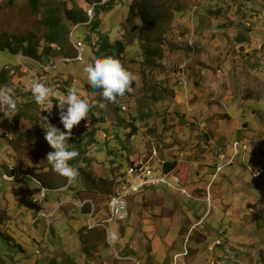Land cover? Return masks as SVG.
I'll list each match as a JSON object with an SVG mask.
<instances>
[{
  "label": "rangeland",
  "instance_id": "374dc122",
  "mask_svg": "<svg viewBox=\"0 0 264 264\" xmlns=\"http://www.w3.org/2000/svg\"><path fill=\"white\" fill-rule=\"evenodd\" d=\"M92 1L54 0V3L61 8L76 5L86 10ZM109 3L106 8H99L98 31L112 43H123V56L117 59L137 76L132 85L134 90L119 97L117 103L104 101L101 90H94L83 72L84 65L99 58L90 45L98 41L97 32L86 34V27L78 25L75 30L68 24L71 30L68 42L45 57L41 52L46 31L40 22L41 8L34 10L29 0H0L1 39L37 42L41 57L39 60L21 57L19 61L22 54L0 50V69L9 70L7 83L0 87L12 88L17 100V111L8 113L10 118L0 109V264H73V261L117 264L125 254L141 264L149 261L173 264L167 249L172 239L165 238L164 230L146 232L155 245H160L157 256L148 255L143 246L134 252L123 250L124 244L129 247L132 242L127 224L131 217L108 224L115 233L124 226L121 241L110 238L106 225L107 233L103 231L99 241H95L93 232H88L87 238L80 242L86 215L78 206L93 200L102 207L108 196L99 193L100 190L112 191V185L106 188L105 184H111L110 180L120 170L125 171L130 160L141 157L150 164L176 157L185 183L193 181L206 188L215 163L220 162L219 147L221 153L236 151L238 156L209 187L211 211L207 212L205 194H192L188 184L192 198L160 186L151 190L175 193L183 202L184 211L179 215L182 218L185 213L189 220L187 230L193 225L186 247L196 253V264L210 261L264 264V188L257 185L259 178L252 177L249 169L264 166V0H110ZM144 8L151 13L150 25L143 24L138 16ZM83 33L90 37V43L84 40ZM76 53L80 54L77 60H68ZM46 66L48 71L42 70ZM181 67L185 85L178 83ZM34 81L57 93L64 92L61 88L75 87L97 104L89 110L88 118L73 126L69 143L76 149L79 141L84 157L77 165L83 173L77 169V175L71 179L53 171L46 160L52 148L44 135H22L19 139V132L14 130L12 118L21 110L22 94L30 91ZM101 102L106 105L104 109L98 107ZM39 106L44 109L37 103L35 109ZM33 110L34 106L27 109V115ZM41 110L37 111L39 116H43ZM55 110L59 116L58 108L51 115ZM93 112L99 115H92ZM30 122L21 119L20 129H28ZM129 122L136 127L132 136ZM54 125L63 130L60 121ZM220 134L224 138L215 145H208V149L202 145L205 141L200 137ZM194 141L197 159L187 149L188 143ZM235 142L241 146L234 148ZM243 145L247 146L246 151ZM41 182L47 185V190ZM41 189L46 192L42 201ZM76 191L80 193L76 195ZM131 199V211L133 208L157 211L159 206L153 204L151 197L142 200L141 194ZM201 218L203 221L198 224ZM197 232L204 235L199 242ZM217 239L220 245L214 244ZM97 244L101 248L95 251ZM177 248H183L181 239ZM108 255H112V263L105 260ZM181 260L174 263L183 264L184 259Z\"/></svg>",
  "mask_w": 264,
  "mask_h": 264
},
{
  "label": "clouds",
  "instance_id": "9594fccd",
  "mask_svg": "<svg viewBox=\"0 0 264 264\" xmlns=\"http://www.w3.org/2000/svg\"><path fill=\"white\" fill-rule=\"evenodd\" d=\"M105 1H107V0H105ZM98 3L101 4L103 2H101V0H93L90 3L89 8H87L85 10L87 13L89 21L92 19L93 7L95 5H97ZM89 11H90V13H89ZM89 15L91 17H89ZM87 21H85V22H87ZM73 29H74V27H73ZM81 50H82V46L79 45L78 53H81ZM78 53H76V56ZM76 56L73 58H68V60L69 59H75ZM75 60H77V59H75ZM78 61H82V60H78ZM83 72L86 74V78H87L88 83L93 88L101 90V95H102L103 100L107 101L108 103H117L119 97H123L126 92H132L134 90L132 85L137 79V76L134 72H132L131 70L126 68L121 63V61L119 59L114 58V57L96 58L94 61L89 62L86 65H84ZM29 90L31 92V95H32L34 101L38 105H46L47 107L45 110H49V112L53 107V98L56 99L58 114H59V120H60L61 124L63 125V130H61L60 128L55 126L52 119H51V117L56 116L55 115L56 110H55V112L51 115L49 122L48 123L45 122L47 126H46V128H44L45 129L44 138L47 141V143L50 145V147L52 148V151H49L46 154V160L51 164L53 171L57 172L61 176H64V177L71 179L72 177L77 175V167L74 164L70 163V161L73 158L78 156V150L75 149L74 147H72V144L68 143V140L73 135V133H72L73 126L78 124L82 118H88V116L90 114L89 110L96 107L97 104L95 101H91L89 98L82 96L77 91V89L75 87H69L65 93H57L56 91L52 90L49 86H47V85H45L39 81H34L31 84ZM105 106L106 105L103 102L99 103V105H98V107L100 109H104ZM121 106H124V105H121ZM121 106H120V110L124 111L123 109H121ZM0 109L4 110V115H5V117H8V118H10L8 116V113H15L17 111V100L15 98L14 91L12 88L0 87ZM41 112H43V111L41 110ZM92 115L98 116L99 113L93 112ZM41 118L43 119L42 116H41ZM43 120L46 121V117H44ZM209 141H211V144L209 143ZM235 143H238V145H236V146L233 145L234 148L241 146L239 142H235ZM206 144L207 145H215L216 142L208 139V143L205 141L203 145H206ZM219 149L221 150L220 147H219ZM246 150H247V146L243 145V151H246ZM223 154L225 155V158H221L219 156V154H217V158L219 159L220 162L215 163V171L212 174V180L208 182L207 188L204 191V194H205L204 200H206L208 202L207 212H209L212 209V207H211L212 200H211V197L209 194V187L213 184L216 176H219L222 174L221 173L222 169L227 165H232L234 160L238 156L236 151H234V153H230L229 151H227V152H224ZM231 154H232V156H231ZM236 154H237V156H236ZM174 159H175L176 163H177V161H179L176 159V157ZM228 160H231V162H228ZM133 161H135V160H132L131 162H133ZM164 162L165 161L156 162V163H161L163 166V169H164ZM129 164H131V163H129ZM218 165H221V169L217 172V175L214 177V174L216 172V168ZM249 169L253 172V173H251L252 177L259 178V180L260 179L264 180V177H260L262 174H264V166L262 167V169H256L255 167L251 168V166H249ZM171 170H174V169L172 168V169L165 170V171H171ZM174 171L177 172L179 174V176L182 178L183 186L186 188L187 192L191 195V193L188 191L187 187L185 186V177H183L180 174L179 170H174ZM121 172L122 171H119L117 173L116 177ZM116 177L113 179L114 182H115ZM145 189H147V188H145ZM140 192H138V193H140ZM114 194H115V186H114L113 193H111L107 197V201ZM135 194H137V193H135ZM135 194H131V195H135ZM201 196H203V195H201ZM188 198H192V195ZM36 202L39 203V201H36ZM85 202L90 203L88 201H85ZM127 210H128V200H127ZM123 219H125V218H123ZM123 219H117L116 218L113 220L121 221ZM113 220H111V221H113ZM201 222H202V218L200 219L199 223H201ZM107 224H108V222H107ZM189 229L192 230L193 226H190ZM102 230H104V229H102ZM114 234L116 235V233H114ZM187 235L189 238L190 234L187 233L186 236ZM218 245H220V244H218ZM173 257H174V255H173ZM173 261L175 262L176 260L173 258Z\"/></svg>",
  "mask_w": 264,
  "mask_h": 264
},
{
  "label": "trees",
  "instance_id": "16d2710c",
  "mask_svg": "<svg viewBox=\"0 0 264 264\" xmlns=\"http://www.w3.org/2000/svg\"><path fill=\"white\" fill-rule=\"evenodd\" d=\"M110 1V0H109ZM109 1H105L101 4H97L93 7V15H92V19L89 21L88 20V16L85 10H83L80 7H77L76 5H73L71 7H59L58 5H55L54 0H29L31 6L33 7L34 10L41 8V25L46 29L44 35H43V40L42 42L44 43L42 48H41V52H42V56L48 57L52 54V52L54 51L55 47H58V51L59 49L62 48V46L68 42V34L70 32L69 29V25L71 24L72 27H74L76 24H82L85 23V21H87L88 23L85 25H79V26H84L86 27L85 33L87 31L86 34H89L90 32H97L98 34V41L94 44H91L90 42H88L90 40V37L88 35H86L85 33H83V38L86 42L90 43L91 46H93L95 48L94 50V54L101 58V57H114V58H122V53L124 51V46L123 43L121 41H116V42H111L109 37L106 34H102L98 31V25H99V20H98V14H99V8L101 7L106 8V6H108L110 3ZM131 7V6H130ZM132 11V9L130 8V12ZM139 18L142 21L143 24L145 25H150L152 23L151 20V13L147 8H144L143 10L140 11L139 13ZM75 27L74 29L77 30L78 27ZM17 40L14 42L13 40L10 39H1L0 37V50L3 49H7L12 53H16V54H22L28 58H30V60L35 59V60H39L40 54H39V45L37 42H33L24 38H16ZM241 40V39H240ZM180 71H183V69L181 68ZM179 71V73H180ZM8 69H0V84H6L8 81ZM94 90H98L93 88ZM62 91H64L63 93L66 92L67 88H61ZM22 99H20V105H19V110L12 118V123H13V127L15 131L19 132V139L22 135H31V136H42L44 135V131L46 128V123L45 121L41 118V116L38 115L37 111L38 109H42V107H39L37 110L35 109V105L36 102L34 101L31 92L27 91L25 93L22 94ZM27 98V99H26ZM23 106V107H21ZM34 106V110L33 112L29 113V115H27L28 111L27 109H31V107ZM27 108V109H26ZM117 108V107H116ZM120 109V108H119ZM27 112H26V111ZM36 110V111H35ZM42 114L44 116L45 114V110L42 109ZM41 112V111H39ZM1 115V112H0ZM38 116V117H37ZM42 116V117H43ZM50 114H49V119H50ZM21 119H25L26 121H31L30 127L28 129H24L21 130L20 129V120ZM53 123H57L59 122V116H54L51 117ZM34 121H39V124H35ZM130 124V126H132L131 131L129 132L130 136L135 134L136 130L135 126H133L130 122L128 123ZM38 125V127H37ZM39 129L38 131H34ZM63 128V125H62ZM61 129V128H60ZM132 132V133H131ZM73 135L69 138L72 139ZM68 140V143L70 142ZM76 149L78 150V156L73 158L70 163L74 164L77 169L83 173V170L80 169L79 166V159L81 157H84V152L80 151V146L79 141L76 142ZM196 148V147H194ZM198 149L196 148L195 153L193 154L194 156H198ZM82 160V159H81ZM132 163V162H130ZM78 165V166H77ZM111 165H114V163H111ZM176 166V161L174 158H172L171 161H165L164 162V169L165 170H169L172 169ZM121 171V170H120ZM117 174H115L114 176L116 177ZM114 177V178H115ZM111 184H105L106 188L110 187L112 185V191H103L100 190L99 193H104L107 196H109L111 193H113L114 190V186H115V182L114 180H110ZM41 186L45 187L47 186L45 183L41 182ZM85 189H87V187H84ZM91 191V190H89ZM80 192L76 191L75 194H79ZM98 193V194H99ZM183 196L187 197V195L183 194ZM45 198V197H44ZM43 198V199H44ZM93 201V200H92ZM94 202V201H93ZM105 204L102 207H98V205L94 202L95 204V208H96V217L99 219L105 218L108 215V206H107V199L104 202ZM81 208V210L85 213L86 215V223H85V227H84V233L81 231L79 233V238H80V242L83 243V241L85 239L84 236L85 234H88V232L94 231V230H90L88 229L87 225H88V213L91 207L90 203H84L82 206H78ZM107 214V215H106ZM129 215V213H128ZM127 215V216H128ZM127 216L125 218H127ZM90 221H94V218H91ZM203 221V219H202ZM222 232H219V234H221ZM221 242V241H220ZM81 243V244H82ZM221 244V243H220ZM85 251V250H84ZM68 260H70L69 262L73 261V258L69 257ZM262 260L264 261V257H262ZM73 264H75V262H72Z\"/></svg>",
  "mask_w": 264,
  "mask_h": 264
},
{
  "label": "crops",
  "instance_id": "0c3cea01",
  "mask_svg": "<svg viewBox=\"0 0 264 264\" xmlns=\"http://www.w3.org/2000/svg\"><path fill=\"white\" fill-rule=\"evenodd\" d=\"M136 110H137V107H136ZM136 110H135V112H136ZM200 138L203 141H206L207 143H208V139L215 141L217 143L220 141L221 138H224V137L222 134H220V136H217V137L206 136V137H200ZM194 144H195V141H194V143L189 142L187 145V149H189L188 151L190 153H192V157L194 159H197V156L193 155L195 153V150H196V148H194V147H196V145H194ZM130 161H132V160H130ZM179 168H180V164H179V161H177L176 166L173 169L179 170ZM185 181H186V179H185ZM187 184L189 185V187H191L190 190H191L192 194H194V195H203L204 191L207 188V187L201 188L199 185L194 184L193 181L192 182H186L185 183L186 187H187ZM257 185L259 187L264 188V180L260 179L258 181ZM248 186H251V185L248 184ZM172 191H175L180 196H183V194H181L178 190H172ZM137 194H141L142 200H144L146 197H148V198L151 197L153 204L159 205L157 211H154V208H153V210H149V211H139L140 208H133L134 210L131 211L130 210V203L133 201V199H131V201H130V198H132L133 196H135ZM137 194L130 195L127 198V200H128V212H129V215L127 216V218L131 217V220L129 222H127V224L131 228V232H132L133 237H132V242L129 243L130 246L128 247L127 244H124L123 246L125 249H123V250L134 252L140 246H143L144 249L147 251L148 255L156 253V256H157L158 254H160V245L159 244L155 245L154 241L152 239H150L149 236L146 235V232L149 233L151 231L154 233H158L159 231L161 232L164 230L167 232V234L165 235V238H168L169 240L172 239L170 241V245L167 247V249L169 251L170 256H172V260H173V255L183 253L182 252L183 248H182V250H178L177 243H178V240L181 239L182 245H183V240L189 231V229L188 230L186 229V227L189 223V220L186 219L185 213L183 215L184 217H182V218L179 215L180 212L184 211L183 202L175 193L169 194L167 191L162 190V189H158L157 191H153V190H151V188H150V190L147 188V189H144L140 193H137ZM210 214H211V212H210ZM121 221L117 220V222H121ZM199 221L197 223H199ZM108 224H109V222H108ZM108 224H107V226L109 228ZM169 225L173 227L172 232L169 231V228H171ZM191 226H193V225H191ZM193 230H194V228L191 230V232ZM103 231L104 230H102V229H95L94 231H91V232H93L91 234L95 237L94 238L95 241H99V237L102 236ZM118 231H119V233H116L117 234L116 235L117 236L116 241H121V239L124 235V232H125L124 226L122 225V227ZM169 232H170V234H169ZM87 235L88 234H85L84 237L87 238ZM196 235L198 238L197 239L198 241H196V242H199L200 240L204 239V235L202 232H197ZM99 248H101L99 244H97L94 247L95 251L98 250ZM115 252H117L115 249H114V251L112 250L113 255H115ZM194 255H196V253L193 251H189V249H188V254L178 256L176 261L178 259H182V260L184 259L183 264H196V260H195ZM111 256L112 255H108L107 258L105 257L106 258L105 260L112 263V260H114V259ZM97 264H99V261L97 262ZM117 264H141V263L138 261H132V257L129 256L128 254H125V255L121 256V259L118 260ZM147 264H153V263L149 261V263H147ZM173 264H176V263H174V261H173Z\"/></svg>",
  "mask_w": 264,
  "mask_h": 264
},
{
  "label": "built area",
  "instance_id": "2783aa9c",
  "mask_svg": "<svg viewBox=\"0 0 264 264\" xmlns=\"http://www.w3.org/2000/svg\"><path fill=\"white\" fill-rule=\"evenodd\" d=\"M21 57H25L24 55H20L18 60L20 61ZM64 60H67L64 58ZM78 60H82V58H78ZM52 66H56V64H53ZM48 71V66L41 67ZM182 68V67H181ZM184 72L180 71L178 83L181 85H185V82L183 80ZM47 107V106H46ZM57 106H54L52 109H56ZM46 109V108H44ZM49 112V110H48ZM51 116V110L49 112ZM211 144V141H209ZM235 146L238 145V143L234 144ZM204 146V145H203ZM205 148L208 149L209 146L205 145ZM218 154L221 158H225V155L221 153L220 149L218 148ZM221 169V165H218L216 168V172L214 174V177L217 175V172ZM115 194L112 195L108 201V216L106 217V223L113 220V219H123L128 215L127 210V197L131 194H135L140 192L141 190L145 188H152L156 186L164 187L166 189H175L179 190L181 194L187 195V197H190L191 195L187 192L186 188L183 186V180L179 176L177 172L174 170L171 171H165L163 169V166L161 163H149L148 159H145L144 157L138 158L137 160L133 161L131 164L128 165L126 168V174L125 175H118L115 179ZM45 190L41 189V201L45 197ZM91 204V207H93V214H88V229L95 230L100 229V226H92V222L90 219L93 217V215H96V208L93 201H89ZM85 203L83 201L80 203L79 206H82ZM191 229H189L188 234H190ZM107 233V231H106ZM110 238L114 241L117 239V236L109 235ZM188 241V235L185 237L183 241V253L182 254H175L174 259L180 255H186L188 253V249L186 247ZM220 240L217 239L214 244L218 245L220 244ZM209 264H218L217 261H210Z\"/></svg>",
  "mask_w": 264,
  "mask_h": 264
},
{
  "label": "bare ground",
  "instance_id": "6f19581e",
  "mask_svg": "<svg viewBox=\"0 0 264 264\" xmlns=\"http://www.w3.org/2000/svg\"><path fill=\"white\" fill-rule=\"evenodd\" d=\"M102 2V0H101ZM95 4V3H94ZM88 22L82 23V25L87 24ZM80 24H76L74 27H77ZM77 56H80V54H78ZM76 56V57H77ZM26 57V56H25ZM28 58V57H26ZM54 102V106H56V102L53 100ZM44 108H46V105H43ZM45 110V109H44ZM54 109H51V113L53 112ZM44 117H46V121L49 122V112L48 110H45V114ZM231 162V161H229ZM126 174V170L122 171L121 173H119L118 175H125ZM45 188V187H43ZM46 189V188H45ZM47 190V189H46ZM89 213L88 214H93V207H90V210H88ZM96 215H93L92 218H94V221H92V226H100V229H104L106 231V219H99L97 217H95ZM105 223V224H104ZM103 225V226H102ZM102 226V227H101ZM111 233H109L108 235H114V233L112 231H110ZM117 235V234H116ZM119 236V235H118ZM111 240V239H110Z\"/></svg>",
  "mask_w": 264,
  "mask_h": 264
}]
</instances>
